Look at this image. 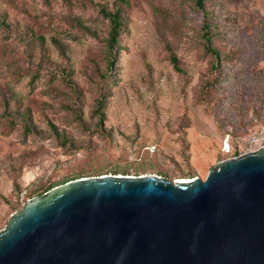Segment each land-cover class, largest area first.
<instances>
[{
	"label": "rangeland",
	"instance_id": "obj_1",
	"mask_svg": "<svg viewBox=\"0 0 264 264\" xmlns=\"http://www.w3.org/2000/svg\"><path fill=\"white\" fill-rule=\"evenodd\" d=\"M203 7L217 63L197 0H0V232L78 174L206 180L239 153L264 125V0Z\"/></svg>",
	"mask_w": 264,
	"mask_h": 264
},
{
	"label": "water",
	"instance_id": "obj_2",
	"mask_svg": "<svg viewBox=\"0 0 264 264\" xmlns=\"http://www.w3.org/2000/svg\"><path fill=\"white\" fill-rule=\"evenodd\" d=\"M0 264H264V148L206 180L104 175L30 200Z\"/></svg>",
	"mask_w": 264,
	"mask_h": 264
},
{
	"label": "trees",
	"instance_id": "obj_3",
	"mask_svg": "<svg viewBox=\"0 0 264 264\" xmlns=\"http://www.w3.org/2000/svg\"><path fill=\"white\" fill-rule=\"evenodd\" d=\"M197 5L199 7V10L202 12V17L204 19L203 23H202V29H203V39H204V43H205V48L206 51L208 53H210L212 55V57L214 58V60L216 61V63L219 60V55L218 52L212 48V32L210 29V26L208 24V15L203 7V0H197ZM101 14L104 16V18H106L109 23H110V31L108 33V37L106 39V47H107V54H108V69L110 70L113 62H114V51L115 48L118 44L119 38H120V33L122 31V17H121V13L120 10L117 9L113 12L107 11L106 9L102 8L101 9ZM173 63L176 64L177 61L176 59H173ZM216 66H218V64H216ZM25 129L28 131L29 127H25ZM140 172L145 173V170H141ZM139 173V172H137ZM109 174H114V175H125V176H129V171L128 170H114L112 172H110ZM103 175H108V173H102V171L95 173V175L91 174L88 176H81V174H78L76 176H74V178H66L63 179L60 182H56L51 184L45 191H43L44 194H47L51 189L58 187L60 185H63L65 183H68L70 181L73 180H77V179H82V178H86V177H93V176H103Z\"/></svg>",
	"mask_w": 264,
	"mask_h": 264
},
{
	"label": "built area",
	"instance_id": "obj_4",
	"mask_svg": "<svg viewBox=\"0 0 264 264\" xmlns=\"http://www.w3.org/2000/svg\"><path fill=\"white\" fill-rule=\"evenodd\" d=\"M238 147L239 153H237L234 158L264 148V125L241 139L240 142H238ZM226 152H230L229 144H226Z\"/></svg>",
	"mask_w": 264,
	"mask_h": 264
}]
</instances>
